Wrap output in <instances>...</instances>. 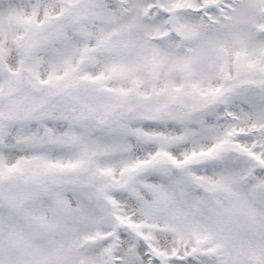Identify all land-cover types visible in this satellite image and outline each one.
<instances>
[{
    "label": "snow or ice",
    "instance_id": "1",
    "mask_svg": "<svg viewBox=\"0 0 264 264\" xmlns=\"http://www.w3.org/2000/svg\"><path fill=\"white\" fill-rule=\"evenodd\" d=\"M0 264H264V0H0Z\"/></svg>",
    "mask_w": 264,
    "mask_h": 264
}]
</instances>
